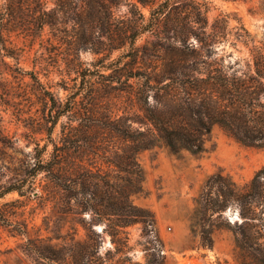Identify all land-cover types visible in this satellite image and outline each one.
I'll return each instance as SVG.
<instances>
[{"label":"trees","instance_id":"1","mask_svg":"<svg viewBox=\"0 0 264 264\" xmlns=\"http://www.w3.org/2000/svg\"><path fill=\"white\" fill-rule=\"evenodd\" d=\"M256 1L264 11V0ZM121 5L127 8L124 15L116 12ZM140 5L148 8V17ZM13 30L66 47L64 69L77 74L83 69L81 51L107 58L115 50L132 48L142 34L153 33V76L124 74L117 68L106 85L110 90L100 96L107 104L125 95L129 109L136 106L141 115L111 110L97 100L92 84L83 89L84 81L64 101L51 94V103L45 99L49 142L38 150L35 165L20 181L2 188L0 197L14 191L21 196L34 193L28 187L44 173L48 181L37 195L52 204L45 216L48 222L61 226L74 208L88 218L82 220L83 238H76L75 230L45 238L30 237L27 223L12 227L0 213L13 235L26 237L22 250L38 262L141 264L129 255L123 231L137 223L153 225V213L135 203V196L143 192L140 151L166 147L173 153L199 154L215 127L243 145L264 147V42L258 43L239 19L231 26L227 14L210 20L206 0H0V43ZM225 45L246 49L244 67L225 68L224 58L217 57ZM43 65L48 68L47 62ZM63 116L67 120L54 139L52 131ZM98 158L120 173L102 171ZM195 201L196 214L221 213L236 204L241 218L236 224L237 245L254 252L264 264V165L243 185L221 171L209 175ZM105 234L114 245L108 253L117 256L115 263L100 253ZM154 262L150 258L145 264Z\"/></svg>","mask_w":264,"mask_h":264},{"label":"rangeland","instance_id":"2","mask_svg":"<svg viewBox=\"0 0 264 264\" xmlns=\"http://www.w3.org/2000/svg\"><path fill=\"white\" fill-rule=\"evenodd\" d=\"M206 1L210 20L220 13L227 14L231 26L237 25L239 19L258 43L264 42V11L256 0ZM140 9L146 17L149 16L148 8L140 5ZM126 11L127 8L121 5L116 12L124 15ZM47 34H44L45 38ZM59 45L57 42L50 44L45 39L41 42L38 38H27L20 30L5 33L4 44L0 43V190L20 181L35 165L40 147L49 142L47 130L50 122L46 120L49 104L45 99L51 103L52 95L64 101L71 90L83 86L84 81L83 89L92 84L97 100L102 99L101 103L105 104L103 100L107 99L100 96L110 90L106 85L112 76L117 75L112 74L113 70L122 68L124 74L153 76V66L156 65L153 33L149 32L142 34L132 48L115 50L107 58L90 50L81 51V74L65 71L63 58L68 50ZM229 52L231 56H227ZM247 56L246 49L236 51L229 45L217 54L218 58H224L225 68L232 66L235 69L244 67ZM45 62L47 69H44ZM30 71L34 74H29ZM105 105L111 110L118 109L119 114L131 106L125 95ZM136 109V106L129 109L130 115L139 114ZM66 120L65 116L61 117L52 131V138H58L61 122ZM137 159L144 180L143 192L135 196V203L153 213V225L137 223L123 230L129 239V255L133 261L145 264L153 258V264L160 260L163 264H188L206 258L208 264H262L254 252L237 245L236 224L241 218L236 204H229L221 213L203 210L196 214L195 199L208 176L218 171L239 185L249 181L264 165V147L243 145L215 127L206 150L199 154L173 153L166 147H152L140 151ZM97 163L102 171H110L113 176L120 173L101 158ZM47 181L44 173H39L32 187H28L34 193L21 196L14 191L0 197V213L9 218L12 227L27 223L30 237L40 235L46 238L56 231L64 235L75 230L76 238H83L82 220L88 218L87 213H77L74 208L62 219L61 226L45 218L52 204L38 195L43 192ZM97 228L101 230L102 225ZM51 229L53 231H49ZM25 240V236L13 235L0 220V264H46L22 250L21 243ZM99 249L112 263L117 261L113 252L108 253L114 250L108 234Z\"/></svg>","mask_w":264,"mask_h":264},{"label":"built area","instance_id":"3","mask_svg":"<svg viewBox=\"0 0 264 264\" xmlns=\"http://www.w3.org/2000/svg\"><path fill=\"white\" fill-rule=\"evenodd\" d=\"M188 264H208V261L206 258L197 259L194 262H188Z\"/></svg>","mask_w":264,"mask_h":264}]
</instances>
